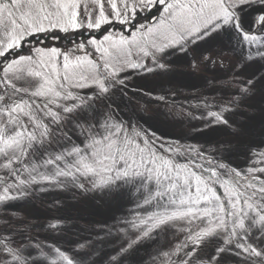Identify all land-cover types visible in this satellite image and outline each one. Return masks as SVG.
Masks as SVG:
<instances>
[{"label": "snow or ice", "instance_id": "snow-or-ice-1", "mask_svg": "<svg viewBox=\"0 0 264 264\" xmlns=\"http://www.w3.org/2000/svg\"><path fill=\"white\" fill-rule=\"evenodd\" d=\"M0 264H264V0H0Z\"/></svg>", "mask_w": 264, "mask_h": 264}, {"label": "rangeland", "instance_id": "rangeland-1", "mask_svg": "<svg viewBox=\"0 0 264 264\" xmlns=\"http://www.w3.org/2000/svg\"><path fill=\"white\" fill-rule=\"evenodd\" d=\"M85 35H87V33H84ZM56 36H58L59 38L56 40H51L49 41V43L59 46L62 49L63 48H71L73 46V41L74 40H78V39H82L83 37H81V35L77 34V33H71V34H64V33H56ZM96 35H100V33H97ZM61 38V39H60ZM157 94H161V93H157ZM189 95V93L187 91H184L183 95H178L175 96L173 98H170V102H169V106H171V101L175 100L176 105L178 106L181 103H187L184 100V96ZM159 102L153 100L152 104L154 106H156ZM160 109L161 111H166L167 109H165L163 107V105H160ZM177 111H179L178 107H177ZM181 118L179 116H176L175 119L169 118V120L166 121H162L159 125H158V129L160 132H163L165 134H175L176 131L178 130L179 127L181 126H186L185 125H181L180 123ZM195 123V122H194ZM118 211L117 209H105V215L111 216V214L113 212ZM18 215H23L22 213L18 214ZM107 222L104 221L103 216L99 215L98 213L95 214L94 216L91 217H86L85 220L80 221V225L83 227H95V229L97 231L100 230L101 226H103L104 224H106ZM44 234H39V238H43ZM84 236L87 235V233H83ZM75 237H73L74 239Z\"/></svg>", "mask_w": 264, "mask_h": 264}, {"label": "bare ground", "instance_id": "bare-ground-1", "mask_svg": "<svg viewBox=\"0 0 264 264\" xmlns=\"http://www.w3.org/2000/svg\"><path fill=\"white\" fill-rule=\"evenodd\" d=\"M98 214L103 216V219H104L105 222H107V223L110 222V216L105 215V210H103L101 212H98Z\"/></svg>", "mask_w": 264, "mask_h": 264}, {"label": "trees", "instance_id": "trees-1", "mask_svg": "<svg viewBox=\"0 0 264 264\" xmlns=\"http://www.w3.org/2000/svg\"><path fill=\"white\" fill-rule=\"evenodd\" d=\"M83 36H86V35H85V34H83ZM83 36H81V37H83ZM58 38H59V37H58ZM60 39H61V38H60ZM24 51H25V52H27V49H24Z\"/></svg>", "mask_w": 264, "mask_h": 264}]
</instances>
